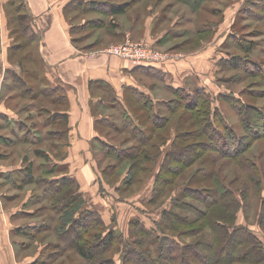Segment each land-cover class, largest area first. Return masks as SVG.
I'll use <instances>...</instances> for the list:
<instances>
[{
    "label": "rangeland",
    "instance_id": "1",
    "mask_svg": "<svg viewBox=\"0 0 264 264\" xmlns=\"http://www.w3.org/2000/svg\"><path fill=\"white\" fill-rule=\"evenodd\" d=\"M40 1H37L36 7L44 10L43 19L46 21L43 22L40 20V14L37 16L30 13L24 0H13L10 4L0 5L1 8L3 7L6 18V21L3 19L1 23L5 31L8 30V34L2 35L0 41V49L2 47L0 52V90L2 84L0 104L5 101L7 107L12 110L7 116V121L12 122V127L2 125L0 132L17 138L23 137V134L26 135L27 131V134L37 137H33L28 143L20 142L10 147L0 146V167L20 168L27 166L31 161L34 164L44 162V158L36 155L37 148L48 150L54 163L58 164V159L62 158L60 166L62 165L63 171H68L65 175L76 176L78 188L84 192L85 203L90 207H96L98 215H102L103 219H101L102 222L97 223L98 227L89 230L90 233L83 228V224L71 221V226H75L78 231L72 230L68 238L61 235L66 245L69 242L73 243L79 234H83L82 238L88 239L90 243L98 239L93 236L94 233L104 235L111 229H115L119 236L108 251L99 248L100 253L97 252L96 262L83 258L74 248L62 249L60 246L63 243L57 249L55 244H60L63 239L58 236L56 230L62 223L58 216L62 219L66 217L70 221L71 212L73 211V216H75L78 208H73V210L70 209L71 205H68L64 209L67 213L60 214L55 207L57 220L51 222L52 232L49 229L33 238L17 234L19 236L15 239L18 242L13 239L14 244H12L16 255L15 250L11 258H5L0 253V264H43L38 262L39 259L46 260L44 264H125L126 254L128 251L131 254L133 250L137 253L141 252L139 258H142L144 262L142 264H162V261L166 263L169 252L179 254L180 246L198 237L186 236L184 232V235L181 234L182 229L188 228L182 225L177 231L173 230L170 227L173 224L170 217L168 223L165 221V227L160 226L163 219L162 211L165 207L173 208L181 216L191 217L192 214L184 203L199 202L194 197L181 193L182 182H186L187 177L197 172L199 178L197 176L198 180L192 182V186L213 187L212 179H205L203 176L201 165L207 170L211 167L220 170L219 167L222 166L220 177L225 178V182H230L236 176L245 175L246 172L235 161L220 155L223 151L232 153L238 148L239 141L229 139L232 135L234 138L236 134L238 138L241 135L244 136L243 140L252 141L244 152V157L261 163L264 179V136L257 140L254 139L253 136L256 134L250 136L248 132L250 126L246 123L248 120L253 123L251 132L258 130L264 132V0H93L97 8L101 7L99 12L83 8L82 10L74 9L69 13V16H78L77 21L81 20L85 24L91 21V17L102 19V25L99 24L101 26L83 25V30L79 32L83 36L93 35L85 39H88L87 42L95 40L99 43L97 46L95 45L97 43L93 44L92 47L95 48L86 49L87 51L94 50L90 55L98 58L100 55L98 52H102L111 57H118L117 60L122 58L132 62L129 58L109 53L107 49L112 45L127 42H144L160 55V59L149 64L148 67L153 65L165 68L161 72L152 70V74L128 70L127 78L145 90L142 93L153 100V108L145 104L146 101L137 91L122 87L131 111L129 114L132 115L128 116L129 127L116 130L106 125L99 126L98 137L100 138L93 137L91 140H88V137L92 134H85V132H70L69 130L60 132L64 128L63 121L54 122V127L46 124V117H53V110L59 107L56 106V98L60 99L64 96L67 84L62 79V70L48 68L44 60L46 58L49 61V56L47 58L46 51L43 50L47 41L46 31L52 16L50 14L52 6L49 1L43 2L44 4ZM76 3L83 4L84 0H75L70 7H74ZM110 6L122 8L124 11L113 12L105 17L101 11L110 9ZM136 66L133 64V68ZM171 75L172 79L178 81L179 95L171 88H165L162 83V81L167 82L172 77ZM15 78H20L18 83L23 84L22 89L25 91L20 92L21 95H18L14 89ZM199 81L204 87L199 86ZM47 83L48 89L54 93H44ZM55 83H58L57 86ZM27 87L32 90L29 91ZM198 90L206 92L203 99L208 98L215 123H218L216 115H220L231 126V129L226 132L227 135L220 137L218 141L216 137L214 139L208 137L207 133H214V131L212 128L205 127L206 121L202 115L200 119L197 118V109H204L206 102L203 106L192 107L188 106L190 102H186L190 99L193 101L198 99ZM8 94L16 96L6 101ZM249 104L254 106L251 111H259L258 114L261 115L242 120L241 113L247 110ZM153 112L156 114L151 115ZM118 116L113 117V120L120 123L121 116ZM124 119L127 120V116H124ZM16 120L29 128L27 130L22 128L19 126L20 122ZM107 121L110 122L111 119L108 118ZM0 122H2L1 118ZM137 124H140V128L145 131L141 138H137L131 130ZM50 130L53 134H50ZM199 131L201 133H198ZM216 131L221 132L219 129ZM64 133L63 138H60ZM53 135L57 137H52ZM223 141H228V145H221ZM173 145L178 149L193 148L203 155L192 165L187 166L182 176L175 177V185L172 187L170 185L166 194H163L157 201L149 202L154 196V188L157 187L156 175L160 166L164 168V173L173 175L172 170L167 167L174 165L177 169L178 164L188 158L182 155L179 161L172 155L166 156L168 152L173 151ZM113 147L120 149L124 147L125 151L129 150L128 152L132 154L144 157H141V163H136L132 157H129L130 155L120 153V149L115 153L112 150ZM147 152L150 154V159L146 158ZM213 159H215L214 162ZM21 170L23 171V168ZM40 172L41 169L35 172L36 176ZM16 176L19 177L20 173L17 172ZM19 181L23 182V179L20 178ZM7 183L9 182L0 185L1 192L19 193L23 198L31 193L32 196L39 194L40 198L45 187L44 182H38L36 185L34 182L30 185L24 184L19 190L13 188L12 185H6ZM56 184L60 185V183ZM238 196L241 204L238 212L236 211L237 222L240 218V221L245 222L242 224L247 225L255 233L261 240L264 252V196H254L247 200L239 193ZM31 198L32 201L36 200V197ZM173 199H179L183 207H173ZM11 205V203L8 204V206ZM47 205L50 206L49 202L44 200L27 207L35 212L30 215V220L34 219L35 223H38L36 227L42 223V216L46 215L44 206L47 207ZM47 208L50 218L54 212L49 207ZM178 220L179 218L175 216L174 221L178 223ZM138 221L144 226L153 228L154 231L151 233L153 236L137 231L136 229L140 228L135 226ZM21 229L25 233L30 227L23 226ZM34 230L33 227L32 231ZM210 234L209 231L207 240H210ZM165 235L169 239L164 245L162 240ZM174 240L176 247L172 250L169 244L172 241L174 245ZM160 248L164 250V256L159 260L158 249ZM60 252H62L61 255ZM201 256L205 257L202 252ZM262 257L259 263L236 262L234 264H264V253Z\"/></svg>",
    "mask_w": 264,
    "mask_h": 264
},
{
    "label": "trees",
    "instance_id": "2",
    "mask_svg": "<svg viewBox=\"0 0 264 264\" xmlns=\"http://www.w3.org/2000/svg\"><path fill=\"white\" fill-rule=\"evenodd\" d=\"M85 4H88V2H86ZM85 4L83 3L82 6L85 7ZM123 11L124 9L122 8H113L112 13L113 12L120 13ZM142 66H145V65H141V67ZM18 81L20 82V78H17V79L15 78V80L13 81L14 89L16 92H18L17 93L18 95H21L20 92H24L25 90L22 89L23 84L18 83ZM19 87H21V89ZM18 88H19V91H17ZM170 88L177 93L178 91H180L174 87H170ZM26 89H29V91L32 90L29 87H27ZM199 92L200 94H198ZM140 95L143 98V100L146 101L145 104L153 108V104H154L153 100L149 98L148 96L144 95L143 93H141ZM197 95H199L198 99L196 98L194 101L193 99L192 100L190 99V100H187L186 102H190L188 103L189 107L196 106V105L203 106L204 102H206L204 109H200V108L197 109V118L200 119V115H202L203 119L206 121L205 127L212 128L214 131V133H210V132L207 133L208 137L211 139L212 138L214 139L216 137L215 139H217L218 141L219 139L227 135L226 132L228 129H231V126L229 125V122H227L220 115H216V119L218 122L216 124L215 117L212 115L213 111H212V108H210V103L208 101V98L203 99V97L206 96V92L202 90L201 91L198 90ZM15 96L16 95L14 94H10V95L8 94L6 96V101L10 99H14ZM253 107L254 106L251 104L247 105V108H246L247 110L241 113L242 120H247L251 116L260 117L261 114H258L259 111L258 112H254L253 110L251 111V108ZM152 110L153 109H151V111ZM153 114H156V113L155 112L151 113V115ZM46 119H47L46 124L53 126L54 122L59 121V120L63 121V124L66 123L68 120V116H66V114L63 115L62 113H58L54 111L53 117L47 116ZM128 119L129 118L127 117V120ZM16 121H19V120H16ZM154 123L158 125V123L156 122ZM246 123H249V126H250V129L248 131L250 133V136L256 134L253 136L254 139L257 140V138H262L264 136V132H262L261 130H258L257 132H251L252 130L251 127L254 126L253 123L249 122V120L246 121ZM109 124L112 128L116 130L127 129V127H129L130 125L128 124V125H125L124 127H120L115 122H111ZM22 127L26 128V130L29 128L25 126H22ZM216 129H219L221 132H217ZM131 130L135 133L134 135H136L137 138H141L145 134V131L140 128V124H137ZM63 131H65V129L60 130V132H63ZM25 133L26 135L23 137L21 136L22 139H19L20 142L22 143H28L30 140H32L33 137H36L35 135L31 136L27 134V131ZM51 133L52 131L50 130V134ZM198 133H201V131H199ZM249 133L247 135H249ZM64 135L65 133L62 134L60 138H63ZM235 136L236 138H234V136L232 135L231 138L229 139L231 140L235 139L239 141L238 148L232 153L223 151L221 152L220 155L235 161L237 165L243 171L246 172L245 175L243 177L236 176L230 182H225L224 181L225 178L220 177L221 176L220 170L223 169L222 166H221L222 168L219 167L220 170L214 167H211L209 170H207L205 166L203 167V165H201L200 167L203 172V176L205 177V179L207 178L212 179L213 184H214L213 187H205V188L201 187L200 188L199 186H192V182L194 181L196 182V180H198L199 178L197 172H195L194 175L187 177V179L185 180L186 182H182L181 193L182 194L186 193L187 196H191L192 198L194 197L199 202L195 203V202L188 201L187 203L189 205L184 203L185 204L184 206L186 207L187 205L188 207L187 210H189V212L192 214L191 217L181 216V214L176 212L173 208L165 207L162 211L163 219L160 223V226L165 227L166 225L165 221H167L168 223V219L170 217L172 223L174 224V225L173 224L170 225V227L173 230L177 231L180 225H182V226H185V228L186 227L188 228L184 230L182 229V231L180 232L181 234H183L184 232L186 236L192 235L193 237H197V236L198 237L196 238V240L190 243H186L183 246H180L179 254H173L172 252H169V254L167 255L168 258L166 257L167 262L165 263L162 261V264H234L236 262L237 263L239 262L259 263L262 260L263 258L262 254L264 252L262 250L261 240L258 239L255 233L247 225L239 224L237 222V212H238L237 210L240 209V204H241V200L239 199L238 193L246 200L254 196H261V197L264 196V179H263L262 167L260 166L261 163L256 162V160L244 157V152L246 151L248 146H250L252 141L250 140L251 141L250 142L246 139L243 140L242 138L244 136L242 137L241 135L239 136V138L237 134ZM52 137H57V136L53 135ZM229 139L227 140L230 141ZM7 140L8 138L6 139L4 134L3 135L0 134V145L4 144ZM227 142L223 141V143L221 142V145L225 144L226 146L228 145ZM204 143L205 142H203V144ZM197 146L198 145H196V147ZM173 147H174L173 151L168 152L166 156L172 155L175 159L179 161H181L180 158L182 155L183 156L186 155L188 158L184 159L183 162L178 164L177 169H176L177 166H174V165L173 166L169 165V168L167 167V169L172 170V172L174 173L173 175L164 173L163 172L164 168L162 167V165L160 166L159 171L156 175L157 187L154 188V191H153L154 196H152L149 202L157 201L163 194H166L168 188H170V185L171 187L175 185L176 183L175 177L178 175L182 176L184 174V169L187 166L192 165L199 157H201V155H203L202 153H200V151L193 150V148L189 149V148L184 147L182 149H178L177 146H174V145ZM118 149L120 148L113 147L112 150L116 153L118 152L116 151ZM124 149H125L124 147H121L119 152L127 156L130 155L129 157L130 158L132 157L133 161H135L136 163H141V157L143 158L144 157L143 155L138 156V155L132 154L131 152H128L129 150L125 151ZM36 155L38 157L44 158L45 161L39 162L38 164L36 163L34 164V162L31 161L30 163H28L27 166L22 167L23 168L22 173L26 176L24 180L27 181L28 183H34V182L43 183L44 182L45 187L43 190V194L40 196V198H39V194H34L33 198L36 197V200H34L33 203L36 205L44 200H47L50 204V206L47 205V207H49L50 210L54 212V215L50 216L49 218L47 214L48 208L44 206V209H46V212H45L46 215L42 216V219H43L42 223H40L38 227H36L38 223H35V222H34L35 224L30 225V228L31 227L35 228L34 231H32L33 228H31V230L29 229V231L27 230V232L25 231V233H23V229H19L18 233L21 235H27L33 238L37 236V234L42 233L43 231L44 232L49 231V229L52 232L53 225L51 224V222H53L54 220H57V212L60 214H62V212L67 213V211L64 212V209L68 205H71L70 209L78 208V210L75 216H73V213H72L73 211L71 212L70 221L69 219H66V217L65 219H62L61 216H58L60 217V220H62V223L61 224L59 223L60 224L59 227L56 228L59 237H62L61 235H63V236H66V238H68V236L72 233V230H75V231L77 230L75 226L72 227L71 226L72 224H70V222L73 220L76 222H79L80 225L83 224L84 226L83 228L87 231V233H90L89 230L91 228H94L96 226L98 227L99 225L97 223L102 222L101 221L102 215H98L99 212L96 207H92V206L90 207L88 206V204L85 203L84 192L79 190L76 176H71V174L70 175L66 174L64 176L57 177L59 173L63 172L62 165L60 166L59 163L58 164L54 163L53 158H50V152L48 150L37 148ZM149 155L150 154H148L147 152L146 158L150 159L151 157H149ZM214 160L215 159H213L212 161L214 162ZM164 164L166 166V163ZM39 169H41V172L40 174L36 176L35 172H38ZM234 181H236L237 183H235ZM14 183L17 184L18 182L14 180ZM56 183H60V185H57ZM233 184H236V186H233ZM172 191L173 192L175 191L174 187ZM80 202H81V205H79ZM174 206H177L178 208H180V207H183V203L179 199H173V207ZM55 207L58 210L56 212V215H55V210H54ZM38 211H40V209ZM21 212H26V211L21 210ZM175 216L179 218L178 223L174 221ZM135 226L140 227L139 229H136L137 231L139 230L141 233L143 232L144 234H148V236L152 235L151 233L154 231L153 228L144 226V224L139 221L136 222ZM209 231L211 232L210 240H207V235ZM76 234L78 233L76 232ZM82 236L83 234L77 235L75 238V241H73V243L69 242L68 245H66L65 239L62 237L63 239L61 240V243L60 244L57 243L55 244V246L58 249V247L62 243L63 244L65 243V246L63 244L60 246L62 249L74 248L76 252L80 254L83 258L96 262V258H97L96 255L98 254L97 252L100 253L99 248H101V250L108 251L111 248V246L115 244V240H117L118 238L117 236L119 235H118V231L115 229L114 230L111 229L104 235L101 233H94L93 236L98 239L93 243L92 242L90 243L88 239H83ZM167 239H169V237H166L165 235L162 240V243L164 245ZM70 244L71 246L72 245L74 246L70 247L69 246ZM175 244H176L175 240H174V245H172V241L170 242L169 246L172 247V250L176 247ZM201 252L205 256L203 257L204 259L201 256ZM61 254L62 252H60V255ZM136 254L137 256H134ZM163 254H164V250L162 248L158 249L159 260L162 259V257L164 256ZM126 256L127 257L125 258V264L144 263L142 262V258H139L141 256L140 251H138L137 253L136 250H133L131 254H130V251H128ZM45 261L46 260H42V259L38 260L39 263L42 262L43 264L46 263Z\"/></svg>",
    "mask_w": 264,
    "mask_h": 264
},
{
    "label": "crops",
    "instance_id": "3",
    "mask_svg": "<svg viewBox=\"0 0 264 264\" xmlns=\"http://www.w3.org/2000/svg\"><path fill=\"white\" fill-rule=\"evenodd\" d=\"M37 1L38 0H24L25 4H27V8L29 7L28 9L31 14H35L37 16L40 14V20L42 22L46 21V19H43V16L45 15V13H43L44 10H42L43 8L39 9L36 7ZM46 1H49L52 6V9L50 10V14L52 16L51 19H49L50 23L46 31L47 41L43 50L46 51L47 58L49 56V61L46 58L44 60L48 68H60L62 70V79L67 84L64 96L60 99L56 98L55 103L56 106L59 107L53 110L68 116V120L64 123V128H62V130L65 129V131L69 130L70 132H85V134H92V136L90 135V137H88V140H91L93 137L96 139L100 138L98 137V134L100 133L99 126H110V122H115L120 127L128 125L129 121L125 120L124 116L128 117L132 115L129 114L131 111L127 105L125 93H123L122 87H127L133 91H137L139 95L143 91L145 92V90L136 85L133 80L127 78V71H144L143 73L145 74H152V70L161 72V70H165V68H163V66L159 67L153 65H150L151 67H148L147 65L142 67L139 66L140 68L138 66L133 68L132 62L127 59L120 58L121 60H117L118 57H111L102 52H98V54L100 53L98 58L90 55L94 52V50L87 51L86 49L95 48L92 46L97 43V41L94 40L92 42H87L93 35L91 36L88 34L83 36L80 35L79 32L80 30H83V25L92 24V26H101L102 19L98 16V18L91 17V21H88V23L85 24V22H82L81 20L77 21L78 16H69V13L73 12L74 9L82 10L83 8H89V11L92 12H99L101 7L97 8L93 0H84V4L88 2V4H85V7L82 6V3H76L74 7H70L73 2L75 3V0H41L40 3L44 4L43 2ZM11 2H13V0H0V5L10 4ZM113 6L115 7V5ZM113 6H110L111 8H107L104 12L101 11V13L104 14L105 17L111 15L112 8H114ZM3 19L6 21L5 12L3 7H0V41L2 40V35L6 36L8 34V30L6 29L5 31V27L1 23V21L3 22ZM87 37L88 39L85 40ZM83 42L84 44H81ZM98 44L99 43L95 45L97 46ZM1 50L2 47L0 52ZM172 78L173 76L170 77L167 82L162 81L165 88L178 87V81H175V79ZM199 83V86L202 87L203 84H201L200 81ZM57 84L55 83L56 86ZM46 86V91H41H45V94L54 93V91L48 89V83ZM105 88H109L110 90L108 91ZM10 110L11 108L7 107L5 101H2L0 104V118L2 119L0 127L2 125L12 127V122L7 121V116L9 115ZM114 115H119L118 117L121 116L120 123H118L117 120H113V117L115 118ZM108 118L111 119L110 122L107 121ZM104 122H106V124ZM23 124L24 123H19V126H24ZM17 131L18 130H16V132ZM0 134H2V132H0ZM24 135L25 134H23V136ZM4 136L6 139L8 138V140L0 146L4 145L8 147L15 145V143H20L19 139H22L21 136L17 138L6 134H4ZM61 159L62 158L57 161L59 164L62 163ZM21 169L22 167L10 169L8 167H0V185L2 183L9 182L6 185H12L13 188L20 190L24 184H32L24 180L26 176L23 175V171ZM17 172L20 173L19 177L16 176ZM67 172V170L63 171L59 173L57 177L64 176ZM20 178L23 179V182L19 181ZM14 180L18 183L15 184ZM34 184L36 185V183ZM31 194L23 198L19 195V193L5 194L0 191V253L5 258H11V255L15 250H13L12 244H14L13 239L18 242V240L15 239L16 236L21 235L18 233V230L23 226L30 227V225L35 222L34 219L30 220V215L33 214V212L31 209L29 210L27 208L35 205L32 201L31 197L33 196ZM16 202L18 203L15 204ZM9 203L12 205L8 206ZM21 207H24V209H21ZM21 210H25L26 212H21ZM238 223L242 224L245 222H243V220L240 221L239 218Z\"/></svg>",
    "mask_w": 264,
    "mask_h": 264
},
{
    "label": "built area",
    "instance_id": "4",
    "mask_svg": "<svg viewBox=\"0 0 264 264\" xmlns=\"http://www.w3.org/2000/svg\"><path fill=\"white\" fill-rule=\"evenodd\" d=\"M107 51L114 55L129 58L137 66H147L160 59V55L144 42H127L125 44L112 45Z\"/></svg>",
    "mask_w": 264,
    "mask_h": 264
}]
</instances>
